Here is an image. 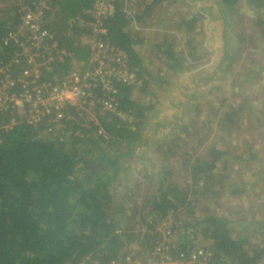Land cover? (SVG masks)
I'll return each mask as SVG.
<instances>
[{
  "label": "trees",
  "instance_id": "obj_1",
  "mask_svg": "<svg viewBox=\"0 0 264 264\" xmlns=\"http://www.w3.org/2000/svg\"><path fill=\"white\" fill-rule=\"evenodd\" d=\"M43 1L42 27L50 34L51 48L41 51L35 82L28 84L22 80L23 70L30 65L27 56L20 54L26 42L22 17ZM199 1L201 5L194 9L195 0H115V13L102 20L103 34L93 25L96 0H0V68L13 82L7 89L10 94L34 93L35 87L59 83L72 71L83 75L93 70L91 39L125 51L136 76L133 83L114 80V101L126 118L97 104L94 122L67 106L63 110L69 118L54 121L51 113L29 124L11 106L0 109V264H77L93 259L106 264L127 254L146 264L156 261L150 257L156 258L157 246L168 245L166 252L176 260L182 254L190 258L199 248L207 251L206 261L183 264H264V214L238 217L233 211L244 195L257 190L256 176L261 177L262 194H257L264 202V158L259 173L243 176L262 156L256 140L241 133L243 104L251 106V99L263 88L244 95V103L232 105L225 97L220 104L229 107L210 112L201 123L210 128L216 121L219 141L208 142L210 134L194 132L199 135L197 155L183 154L192 133L189 125L195 120L191 113L199 107L197 90L203 78L194 65L208 49L204 20L225 21L226 30L237 31L239 8L257 14L249 23L248 52L237 53L227 33L223 36L217 66L221 72H215L221 76L207 87L218 94L221 81L234 67L257 62L255 69L234 78L235 88H240L232 90L236 99L246 82L250 86L264 73V0ZM130 3L137 9L133 14L125 8ZM156 22H166L174 33L167 32L164 39L142 38L140 30L133 28L141 23L154 27ZM244 38L241 31L236 47L243 49ZM145 43L156 62L147 63L137 48ZM182 75L188 81L191 76L190 111H176L171 118L158 120L163 97H157L153 89ZM102 88L97 82L91 88L93 95L108 97ZM258 101L263 103V113L264 98ZM182 131L183 136L175 138L182 145L167 149L170 155L163 151L157 162L151 154L161 148L158 139ZM157 132L160 138H155ZM232 137L244 144L240 153L224 144ZM131 159L139 160L134 167ZM122 175L129 182L120 187ZM167 221H174L170 232L176 237L171 245L162 241L159 227ZM134 244L146 258L138 260L132 253L137 249L130 248Z\"/></svg>",
  "mask_w": 264,
  "mask_h": 264
},
{
  "label": "rangeland",
  "instance_id": "obj_2",
  "mask_svg": "<svg viewBox=\"0 0 264 264\" xmlns=\"http://www.w3.org/2000/svg\"><path fill=\"white\" fill-rule=\"evenodd\" d=\"M20 1V0H19ZM127 5V4H126ZM201 5V2L199 0H195V2L193 3V8L196 9ZM135 5L133 3H130L127 5V8L129 9V11L133 14L135 13V11L137 9L134 8ZM183 7V5H182ZM184 8V7H183ZM187 8V7H186ZM185 8V9H186ZM239 14V22L241 24H238V28L237 31L235 29H228L226 30V28H224L222 22L225 23V21H219V22H208V19L204 20V27L206 29L207 32V42H208V49L207 52L205 54V56L202 58L201 62L199 63L196 62L194 65V68H196V71H201L202 72V80L200 83L202 84V87H200L197 92H198V99H196V103L199 104V107L197 110H193V112L191 113V115H193V118L195 120H193V123H189V127L190 130L192 131L191 135L188 137V141L190 139V141L188 142V144H186V148L183 149V154H187L189 156H195L197 155V150L199 149L196 145H198L199 143V135L198 133L195 134L194 132H202L203 134H210L208 142H213V141H219V136H220V131H219V127L217 126V122L214 121V123L209 127L205 126L203 128V126L201 125L202 120L205 119V117L210 113V112H215V111H220L222 110V108L224 107H229L227 104H220V102L226 97L227 98V102L231 103L232 105L236 104V102H245L244 100V95H249L251 94L254 90V93L256 92V90H261L263 88V90L258 93L256 95V97H254L253 99H251V103L254 106H248V105H244L243 104V108L242 106H240L244 112L243 116V123H241V133L245 134L244 136L248 137L249 139H255L256 142V147L261 151V156L262 159L260 157V159L255 160L256 162V167L253 168L248 172L244 173V177L248 178L249 176L252 175V173H259V171H261L262 169V161H263V152H264V109H263V113L260 109L261 106H263V103H259V97L264 98V73H262V75H260L259 79L255 80L253 84H251L250 86H246V85L242 87L241 89V93L242 95H236V99L233 98L234 95V89H240V88H235V86H237L238 84H235L233 82L234 78L237 76V74H241V76L243 77V74L245 72L248 71V68H252L255 69L257 67V62L254 65L253 63H245L243 65H239L238 68L234 67L229 73L226 74V77L223 78V81H221L220 85L221 87L218 89L219 93L218 94H214V92H210L207 91V87L210 84H213V80L214 83H217L219 80V77L221 76L220 74L216 77L215 72L218 70V65L220 64V61L222 59L221 54H222V50L224 49V39L223 36L227 33V36L230 38L231 43L233 46H235V51H237V53L240 54H244V52H248L247 46L249 45L250 41H252V38L250 33L251 32V26L249 25V23L251 22L252 19L256 18V13L254 11H250V8L247 7H242L239 8L237 10V12ZM224 20V19H223ZM142 22V21H141ZM166 23V22H165ZM160 24V23H154V27H148V26H144L142 27V23H141V27L140 26H134V30H140L139 34H141L142 38L143 37H149L151 39H156L158 36L162 37V39H164L165 34L167 32H171L174 33L172 28H169L168 26H165ZM230 26V24H229ZM239 29V30H238ZM242 29V30H241ZM244 31L246 38H244V43L243 44V49L236 47L240 40V32ZM140 36V37H141ZM146 39V38H145ZM178 42V40H176ZM180 43H182L183 38H179ZM139 49H142V54L145 56V60L148 62H156L155 60H151V58L153 57V51L152 48H150L148 43H145L143 45V47H138ZM154 50V49H153ZM251 52H255L254 48L250 49ZM234 51V52H235ZM240 60H242V58H240ZM164 63V62H162ZM190 70L188 69L186 71V74H188ZM221 72L220 70H218V73ZM190 81H188L187 78H184L183 75L182 76H178L177 78H172L170 80V82L166 83L165 85H163L164 87H155L152 86V88H154L153 90H157V92L159 93L157 95V97H163L162 99V103H161V107H160V117L158 118V120H164L167 118H171L173 113L176 111H180L183 113H186L187 111H190V107H192L191 101L189 99V97L192 93L191 90V76L189 77ZM197 81V80H196ZM194 81V82H196ZM180 93H177L179 89ZM192 88H194V86H192ZM169 92V93H168ZM227 92V93H226ZM226 93V94H225ZM151 95L148 94L147 98H149ZM153 97V96H152ZM194 100V98H193ZM178 103V104H177ZM182 103V106L179 104ZM238 104V103H237ZM242 116V114H240ZM172 135V136H170ZM166 135L163 139H158V141H160L161 144V148L156 149L154 148L152 150V154L151 156L158 162L161 160L160 155L163 154V151L166 153H168L169 155L171 154L167 149H174L175 150V146L178 145H182V143L180 141H177L175 138L180 135L183 136V131L182 132H173L171 134ZM196 135V136H195ZM161 136V132H157L155 135V138H160ZM235 142L230 144L229 141ZM211 144V143H210ZM224 144L230 145L232 149L236 150L235 153H240L241 151L244 150V144L238 139H235V137L229 138V139H225ZM236 147V148H235ZM238 150V151H237ZM187 152V153H186ZM145 161L147 159H144ZM139 160H135V159H131L130 160V165L131 167H134L135 164L138 162ZM261 167V168H260ZM237 172V171H236ZM235 172V173H236ZM142 176H145V172L144 171H140ZM233 173V175H237ZM182 174V173H181ZM181 174L178 175V180H180L181 178ZM185 177L184 174H182V178ZM261 177L256 176V180L259 183L256 188L257 190H252L251 193H248L247 195H244V197L240 200L242 203L237 207L234 208L233 211L235 213V215H239L238 217H243V216H248V215H263L264 214V202L262 201V197L259 198V195L257 194L258 192H261V186H263L262 182L260 181ZM129 182V178L125 175H122L120 177V181L118 183H120V187H123L122 184H125L127 186V183ZM264 195V194H263ZM217 210L219 212L222 213V210L220 209H214ZM224 211V210H223ZM163 224H160V228H161V237H162V241L167 242L168 244L171 245V243H173L175 241V237L173 235V233H171L170 231L172 230L174 221L172 223V221H167V222H162ZM171 223V224H170ZM249 228V226H246L245 228L242 229V232H247V229ZM169 230V232H168ZM263 235V234H262ZM261 235V236H262ZM131 249H137L139 248L138 246H136V244L132 245V247H130ZM169 248V245L167 246V249ZM141 250V248H140ZM137 250H132V253H134V255L137 256L138 260H143L144 258L147 257L146 254L144 255H140L137 253ZM136 253V254H135ZM150 259H158V257L156 256V258H152L150 257ZM146 264H156L153 263V261H147ZM162 264H167L166 262H162Z\"/></svg>",
  "mask_w": 264,
  "mask_h": 264
},
{
  "label": "built area",
  "instance_id": "obj_3",
  "mask_svg": "<svg viewBox=\"0 0 264 264\" xmlns=\"http://www.w3.org/2000/svg\"><path fill=\"white\" fill-rule=\"evenodd\" d=\"M115 0H96L93 8V16L95 21L93 25L99 27L98 29L104 34L105 30L102 28V20L115 13ZM45 7V1L37 8L28 9L22 17V29L26 32V42L24 44V52L30 63L29 68H25L22 72V80L25 83H34L37 76V58L42 50H50L49 32L42 27L41 10ZM127 8V5H125ZM13 34L11 35V37ZM14 38V37H13ZM5 43H8V38H5ZM92 58L95 66L91 71H87L82 75L78 71H72L63 76L59 83H48L43 88L35 87L34 93L25 92L21 95H12L7 89L12 80L6 74V70L0 68V109L11 106L17 113L25 119L29 124H37L42 121L43 117L54 113L53 120L59 121L63 118H69L64 112L67 106L74 107L80 115H85L91 121H95V109L97 104L101 109L110 110L123 118L125 114L117 110V103L114 101L115 81H124L133 83L136 76L131 70L128 63V55L125 51L105 42L101 39H91ZM44 58V52H42ZM24 59V58H23ZM117 64V66L115 65ZM8 73V72H7ZM5 80V81H4ZM97 82L102 84V90L108 97L97 98L92 93V86ZM111 91V94H108ZM75 118V115H71ZM14 122L12 121L11 124ZM11 124L4 126L9 127ZM169 232V230H168ZM167 246L156 247V264H183L185 262L194 263L199 260L206 261L209 257L206 250L199 248L190 254V258L182 257L178 260L170 256L167 252ZM69 264V263H67ZM72 264V263H71ZM76 264V263H75ZM77 264H100L96 259L90 263L80 262ZM106 264H139L132 254L124 255L120 258L113 259Z\"/></svg>",
  "mask_w": 264,
  "mask_h": 264
}]
</instances>
